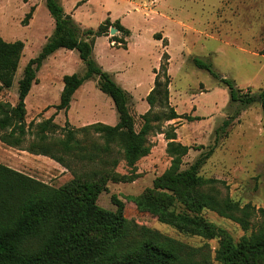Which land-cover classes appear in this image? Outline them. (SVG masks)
Returning <instances> with one entry per match:
<instances>
[{
  "label": "rangeland",
  "instance_id": "rangeland-1",
  "mask_svg": "<svg viewBox=\"0 0 264 264\" xmlns=\"http://www.w3.org/2000/svg\"><path fill=\"white\" fill-rule=\"evenodd\" d=\"M61 1L81 30L95 29L106 18L118 20L129 30L128 36L115 33L124 38L125 44L113 42L114 46H110L107 38L96 36L93 57L104 70L114 72V80L129 93L128 106L136 130L142 123L140 115L149 107L145 95L153 83V70L159 67L163 51L168 53L169 101L183 117L162 121L160 128L174 126L176 140L189 146L182 168L213 147L199 175L220 180L214 186L219 196L264 209V115L257 99V93L264 86V0ZM32 6V14L25 19ZM53 23L44 0H0V36L7 41L24 43L13 84L10 88H1L0 100L16 102L22 69L29 58L38 54L53 30ZM161 32L166 37L162 38ZM154 34H160L161 41ZM106 36L111 35L108 32ZM127 40L128 49H125ZM196 57L210 64L219 76L232 80L240 93L254 95L255 100L248 105L231 101L227 86L208 70L198 67L193 61ZM84 70V62L75 50L58 49L46 57L36 73L38 81L32 83L25 97L26 124L53 116L58 128L48 130L47 134L54 141L64 137L65 121L75 127L95 121L115 124L118 117L113 101L98 88L95 76L74 91L66 111L56 110L63 87L62 76L82 75ZM158 110L156 104L153 111ZM32 129L35 130L34 125ZM75 137L84 143V148L91 140L102 143L93 132L77 131ZM31 141V135L19 147L0 141V165L52 188H61L74 174L100 168L94 159L68 156L66 165H62L46 155L21 149ZM147 141L150 151L136 162V177L107 179L97 196V205L115 210L111 200L115 196L123 202L127 219L158 230L186 246H205L204 250L213 257L217 238L205 239L159 222L151 214L139 211L131 200L150 187L153 178L170 162L163 133L152 130ZM113 156L117 164L111 170L130 175L131 170L119 153L113 152ZM200 215L227 230L234 239L243 234L236 223L210 209H202Z\"/></svg>",
  "mask_w": 264,
  "mask_h": 264
},
{
  "label": "trees",
  "instance_id": "trees-1",
  "mask_svg": "<svg viewBox=\"0 0 264 264\" xmlns=\"http://www.w3.org/2000/svg\"><path fill=\"white\" fill-rule=\"evenodd\" d=\"M44 3L54 27L38 54L24 65L17 81L16 102L0 100V141L19 147L31 135L32 141L21 149L46 155L62 165H66L68 156L94 159L100 168L74 174L61 188H52L0 165V264H212V260L219 264H264V209L219 196L214 186L220 180L199 175L213 147L182 168L189 146L176 140L174 126L160 128L162 121L183 117L169 101L168 53L163 51L159 67L153 70V86L145 96L149 107L140 115L142 123L136 130L128 106L129 93L92 54L96 36L108 35L110 27L125 36L129 35V30L118 20L109 18L95 29L81 30L64 11L60 0H44ZM32 11L33 6L25 19ZM154 37L161 38L160 34ZM109 40L125 44L124 38L117 34L109 36ZM23 47L21 40L7 41L0 36V90L12 86ZM58 48L76 50L85 70L82 75L62 76L63 87L56 110L66 111L74 91L86 79L95 76L98 88L113 101L118 117L115 124L96 121L75 127L65 121L64 137L56 141L47 134L48 130L58 128L53 116L26 124L25 97L32 83L38 81L36 72L44 59ZM193 61L227 86L231 101L248 105L255 100L254 95L240 93L232 80L219 76L210 64L197 57ZM257 99L264 115V86L257 93ZM156 104L160 111L154 112ZM152 130L164 134L170 162L153 178L150 187L131 200L139 211L151 214L159 222L205 239L217 238L213 257L204 250L205 246H186L158 230L127 219L123 202L115 196L111 198L115 210L104 209L96 203L107 179L133 180L136 177V162L150 151L147 135ZM77 131L93 132L102 143L91 140L84 148V143L75 137ZM113 152L119 153L131 170L130 175L111 170L117 164ZM204 208L230 219L243 234L234 239L227 230L206 221L200 215Z\"/></svg>",
  "mask_w": 264,
  "mask_h": 264
},
{
  "label": "crops",
  "instance_id": "crops-1",
  "mask_svg": "<svg viewBox=\"0 0 264 264\" xmlns=\"http://www.w3.org/2000/svg\"><path fill=\"white\" fill-rule=\"evenodd\" d=\"M60 2H61V4H62V1L60 0ZM62 7H63V5H62ZM63 9H64V7H63ZM64 11H65V9H64ZM66 12V11H65ZM71 12V11H70ZM69 12V13H70ZM75 21V20H74ZM111 21H114V20H111ZM54 24V23H53ZM54 27V26H53ZM118 32V31H117ZM51 34V33H50ZM161 34H162V38L163 37H166L165 35H164V33H162L161 32ZM104 38H107L108 39V41H109V44H110V46H114V43H113V41H111L110 42V40H109V37L108 36H106V35H102ZM157 39V38H156ZM159 41H161V39H158ZM128 44H129V41L127 40V43H126V48L125 49H128ZM93 47H94V45H93ZM58 49H65V48H58ZM58 49H56V50H58ZM55 50V51H56ZM65 50H67V51H69V52H71V51H74V50H69V49H65ZM76 51V50H75ZM52 54V53H51ZM92 54L94 55V53H93V51H92ZM95 57V56H94ZM96 60V59H95ZM97 62H98V60H96ZM99 64V63H98ZM100 65V64H99ZM101 66V65H100ZM102 67V66H101ZM18 68V67H17ZM157 69V68H156ZM116 72H120L119 70H117ZM37 73V72H36ZM109 73L112 75V77H113V79L115 78V75H114V72H112V71H109ZM154 73V72H153ZM36 76H37V74H36ZM154 76H155V73H154ZM38 78V77H37ZM96 80H97V78H96ZM154 80V79H153ZM153 86V83H152V85H149V87H148V89L146 90V92L148 93L149 92V90L151 89V87ZM146 96V95H145ZM71 101V100H70ZM70 104V103H69ZM96 122V121H95ZM104 123V122H103ZM73 126V125H72ZM77 127V126H76Z\"/></svg>",
  "mask_w": 264,
  "mask_h": 264
},
{
  "label": "water",
  "instance_id": "water-1",
  "mask_svg": "<svg viewBox=\"0 0 264 264\" xmlns=\"http://www.w3.org/2000/svg\"><path fill=\"white\" fill-rule=\"evenodd\" d=\"M117 32V29L115 27H110L109 28V34L114 35Z\"/></svg>",
  "mask_w": 264,
  "mask_h": 264
}]
</instances>
